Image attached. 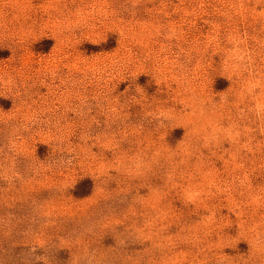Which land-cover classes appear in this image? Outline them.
<instances>
[{
	"label": "rangeland",
	"instance_id": "374dc122",
	"mask_svg": "<svg viewBox=\"0 0 264 264\" xmlns=\"http://www.w3.org/2000/svg\"><path fill=\"white\" fill-rule=\"evenodd\" d=\"M0 264H264V0H0Z\"/></svg>",
	"mask_w": 264,
	"mask_h": 264
}]
</instances>
